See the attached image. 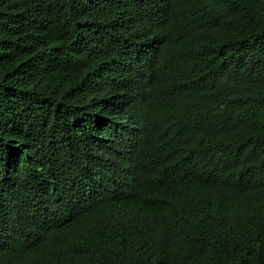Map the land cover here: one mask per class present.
<instances>
[{
  "label": "trees",
  "instance_id": "obj_1",
  "mask_svg": "<svg viewBox=\"0 0 264 264\" xmlns=\"http://www.w3.org/2000/svg\"><path fill=\"white\" fill-rule=\"evenodd\" d=\"M0 264H264V0H0Z\"/></svg>",
  "mask_w": 264,
  "mask_h": 264
}]
</instances>
